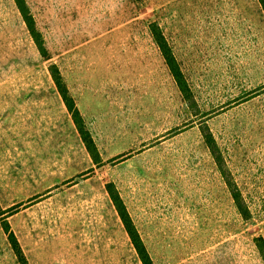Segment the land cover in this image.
I'll list each match as a JSON object with an SVG mask.
<instances>
[{
    "label": "rangeland",
    "instance_id": "1",
    "mask_svg": "<svg viewBox=\"0 0 264 264\" xmlns=\"http://www.w3.org/2000/svg\"><path fill=\"white\" fill-rule=\"evenodd\" d=\"M24 2L48 55L16 0H0V264H23L6 222L28 264H142L108 183L155 264H264L260 1ZM53 66L95 141L96 159Z\"/></svg>",
    "mask_w": 264,
    "mask_h": 264
},
{
    "label": "trees",
    "instance_id": "2",
    "mask_svg": "<svg viewBox=\"0 0 264 264\" xmlns=\"http://www.w3.org/2000/svg\"><path fill=\"white\" fill-rule=\"evenodd\" d=\"M263 9H264V0H259ZM17 5L19 6L21 13L23 15L24 21L27 24V27L29 28L31 34L33 35V37L36 40V43L41 51V53L43 54V56L47 57V50L44 47V44L42 42V40L40 39V35L39 32L36 29V25H35V21L34 18L32 17V15L30 14V12L26 9L25 6V2L24 0H16ZM152 33L154 36V39L157 43V45L159 46L165 61L172 73V75L174 76L177 84L179 85L181 91L183 93L188 92V84L187 81L184 77V74L180 68V65L173 53V50L169 44V42L167 41L164 33L162 32L161 28L157 25V24H152ZM51 74L53 77V80L57 86V89L59 91V93L61 94L68 110L70 111L73 121L76 124L82 138L83 141L85 142L88 150L90 151V153L93 155L94 159H96L95 154L98 153L97 150V146L95 144V141L90 133V131L88 130V128L85 125L84 119L81 115V112L79 110V108L76 105V102L73 98V96L70 94L69 89L60 73V70L56 67L53 66L51 68ZM212 144L211 141L208 142V145L210 146ZM212 147V146H210ZM212 149V148H211ZM107 191L110 195V198L118 212V215L124 225V228L126 230V232L128 233L130 240L138 254L139 259L141 260L142 264H155L153 261L152 256L150 255V252L136 226V224L134 223V220L123 200V198L121 197L119 191L117 190V188L115 187L114 183H108L107 184ZM233 197L235 199V201L237 202V204L239 205V198H240V193L239 190H233ZM5 231L9 234V241L12 244L14 250L16 251L19 259L21 260V262L23 264H28L27 259L23 253V250L20 246V243L15 235V233L11 230V227L9 225L8 222H6L5 224ZM257 240L259 241H263V244L260 248L261 253L263 255L264 258V240L262 237L258 238Z\"/></svg>",
    "mask_w": 264,
    "mask_h": 264
}]
</instances>
